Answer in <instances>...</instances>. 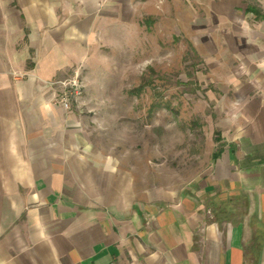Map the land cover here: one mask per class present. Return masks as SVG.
Returning a JSON list of instances; mask_svg holds the SVG:
<instances>
[{"label":"crops","instance_id":"obj_1","mask_svg":"<svg viewBox=\"0 0 264 264\" xmlns=\"http://www.w3.org/2000/svg\"><path fill=\"white\" fill-rule=\"evenodd\" d=\"M139 9L0 0V264H264V19L243 0L214 3L195 24L229 110L192 186L137 187L101 148L85 102H58L55 83L76 71L89 81Z\"/></svg>","mask_w":264,"mask_h":264},{"label":"rangeland","instance_id":"obj_2","mask_svg":"<svg viewBox=\"0 0 264 264\" xmlns=\"http://www.w3.org/2000/svg\"><path fill=\"white\" fill-rule=\"evenodd\" d=\"M226 1L138 0V22L121 50L107 52L89 81L82 76L81 105L96 120L101 148L121 159L139 188L192 186L220 149L228 100L211 82L199 50L209 42L195 24ZM243 4L264 13V0Z\"/></svg>","mask_w":264,"mask_h":264},{"label":"built area","instance_id":"obj_3","mask_svg":"<svg viewBox=\"0 0 264 264\" xmlns=\"http://www.w3.org/2000/svg\"><path fill=\"white\" fill-rule=\"evenodd\" d=\"M62 87L58 102L67 111L76 104H80L84 95V83L81 72L76 71L70 78L56 82Z\"/></svg>","mask_w":264,"mask_h":264},{"label":"trees","instance_id":"obj_4","mask_svg":"<svg viewBox=\"0 0 264 264\" xmlns=\"http://www.w3.org/2000/svg\"><path fill=\"white\" fill-rule=\"evenodd\" d=\"M247 12L254 14L257 19H264V13L260 9H257L255 7H248Z\"/></svg>","mask_w":264,"mask_h":264}]
</instances>
